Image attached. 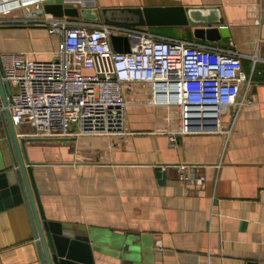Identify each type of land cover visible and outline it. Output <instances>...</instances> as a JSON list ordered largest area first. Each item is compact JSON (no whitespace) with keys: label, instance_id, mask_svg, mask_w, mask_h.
Here are the masks:
<instances>
[{"label":"crops","instance_id":"0c3cea01","mask_svg":"<svg viewBox=\"0 0 264 264\" xmlns=\"http://www.w3.org/2000/svg\"><path fill=\"white\" fill-rule=\"evenodd\" d=\"M45 3L98 10L192 8L198 12L196 22L221 18L224 36L215 41L194 36L195 28L205 26L202 23L137 27L222 48L231 39L244 54L243 68L252 81L247 88L241 86L249 103L224 107L217 121H193L195 127L190 128L199 130L177 135L174 142L163 132L171 110L140 104L149 94L142 84L127 94L131 103L125 109L122 133L25 141L45 219L69 233L88 236L95 264H264V0ZM37 8L42 7L27 11L41 14ZM58 41L42 25H0V54L27 53L31 60L46 61L52 59ZM14 91L9 83V95ZM5 94L9 96L6 90ZM5 118L0 102V138ZM14 129L18 140L39 138L29 124ZM5 158L0 147V168ZM178 165L187 166L196 178L204 176V181L184 183ZM0 264H40L23 204L0 211Z\"/></svg>","mask_w":264,"mask_h":264},{"label":"built area","instance_id":"2783aa9c","mask_svg":"<svg viewBox=\"0 0 264 264\" xmlns=\"http://www.w3.org/2000/svg\"><path fill=\"white\" fill-rule=\"evenodd\" d=\"M45 2L0 0V14L18 13L10 19L0 17V25H42L59 40L52 59L46 61L31 60L27 53L0 54L2 79L15 87L6 96L14 127L29 124L37 137L122 133L125 109L131 103L127 94L142 84L149 94L140 104L171 110L163 132L174 142L177 135L199 130L190 128L195 127L193 121H217L224 107L249 103L241 95V86H250L251 77L243 68L244 54L231 39L222 48L137 26L52 16L44 13ZM35 6L43 12L27 11ZM112 36L126 38L128 51L115 50ZM250 58L254 63L255 57ZM216 127L202 126L220 131ZM186 167L178 165L181 181H204V176L196 178Z\"/></svg>","mask_w":264,"mask_h":264},{"label":"water","instance_id":"95a60500","mask_svg":"<svg viewBox=\"0 0 264 264\" xmlns=\"http://www.w3.org/2000/svg\"><path fill=\"white\" fill-rule=\"evenodd\" d=\"M43 11L52 16L80 17L93 22H99L102 19L105 23L125 26L202 23L205 26L195 28L194 36L209 41L223 37L222 29H225L221 18L210 20L206 17L207 20L203 22L194 21L198 12L193 11L192 8H101L98 10L96 8L78 9L69 3H45ZM111 42L115 50L128 51L126 38L112 36ZM2 75L0 64V102L4 107L6 117L4 137L0 138V147L6 157L5 164L0 168V211L19 204L26 207L32 224L33 237L36 240L40 264H95L91 239L88 236L69 233L68 229L45 219L32 169L28 165V157L24 153L23 146L25 141L45 138L25 137L18 140L6 107L5 90L9 95V82L3 80ZM74 127L75 124H72L71 128ZM157 170L159 172L161 168L158 167ZM158 175L162 176L163 172H159Z\"/></svg>","mask_w":264,"mask_h":264},{"label":"rangeland","instance_id":"374dc122","mask_svg":"<svg viewBox=\"0 0 264 264\" xmlns=\"http://www.w3.org/2000/svg\"><path fill=\"white\" fill-rule=\"evenodd\" d=\"M154 30V29H153ZM160 30V32H164V29L163 28H160L159 29ZM33 128L31 127V130H32Z\"/></svg>","mask_w":264,"mask_h":264}]
</instances>
